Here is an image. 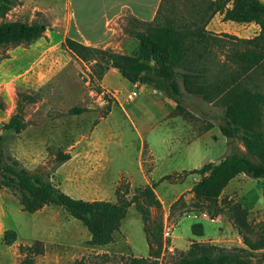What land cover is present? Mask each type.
<instances>
[{
    "label": "rangeland",
    "instance_id": "1",
    "mask_svg": "<svg viewBox=\"0 0 264 264\" xmlns=\"http://www.w3.org/2000/svg\"><path fill=\"white\" fill-rule=\"evenodd\" d=\"M66 3L67 0H19L4 19L47 26L43 37L33 44L8 45L0 49V101L4 104L0 109V136L7 138L6 153L31 171L41 169L56 186L65 184V188H61L63 192L68 190L81 197L76 199L86 201L115 202L127 191L126 198L131 199L137 188L147 185L149 172L157 166L158 171L154 174L157 181L150 180V184H156L163 208L160 212L153 211V218L162 217L164 237L169 242L160 264H174L180 252L188 250L193 241L229 249L246 248L230 217V206L236 203L248 210L249 222L255 230L251 237L258 239L264 227V179H254L246 174L233 179L219 199L224 213L212 222L195 207L190 189L192 174L186 177L183 172L173 173L180 163H184L188 171L198 167L199 161L206 156L222 160L230 154L240 153L254 161L259 160V154L250 150L242 137V128L229 113L232 104L242 101L245 89L259 86L264 92V68L245 74L234 60L243 45L232 36L252 39L256 37V27L226 22L222 18H218L214 26L208 24L206 31L212 38L194 44V51L186 55L184 66L178 72L182 105L177 107L173 117L161 120L164 104L156 101L150 90L136 88L121 74L115 73L109 74L108 81L118 92L107 90L97 76L105 66V60L93 56L96 61L86 62L68 49L66 40L70 33L63 14ZM207 7L206 0H162L155 23L170 19L179 25L201 24V19L209 14ZM97 61L99 63L95 65ZM184 72L199 74L193 81L197 84L195 88L203 89L204 94L186 91ZM100 90L109 93L106 99ZM133 91L140 92L134 100L129 98ZM159 93L162 94L159 98H168L163 92ZM26 94L38 96L37 102L24 105L27 128L20 134L4 130V124L17 110L21 95ZM74 108L85 111L70 114ZM262 117L261 131L264 132V109ZM221 127L231 133L229 137L222 135ZM212 129L217 139L208 137L205 145L198 135ZM177 136H186V141L181 139L180 144H173L171 140L163 142L165 138ZM193 139L195 143L189 146ZM98 142L106 145L111 179L104 177L103 181L92 183L86 181L87 175H82L80 178H85V182L80 183L69 175L67 167L64 173L59 171L64 165L57 162L59 152L69 154L71 145ZM146 142L153 147V156L149 154ZM161 172H167L166 176L169 174L170 178L161 180L164 177H159ZM86 174H90V170ZM184 187L185 191H181ZM197 222L204 225V236L200 238L192 233V225ZM9 229L18 235V243L12 246L3 241L4 232ZM86 232L89 234L88 229L64 208L50 205L40 214L27 213L17 195L8 189H0V264H19L24 258L19 253V246L41 240L45 234L53 240L44 241L46 253L36 258L37 264H76L80 261L84 264H127L130 257L149 255L144 222L135 205L129 207L109 253L86 249L85 245H89L85 242ZM263 252L253 253L252 264H264Z\"/></svg>",
    "mask_w": 264,
    "mask_h": 264
},
{
    "label": "trees",
    "instance_id": "2",
    "mask_svg": "<svg viewBox=\"0 0 264 264\" xmlns=\"http://www.w3.org/2000/svg\"><path fill=\"white\" fill-rule=\"evenodd\" d=\"M18 1L0 0V49L8 45L33 44L41 39L47 30L46 25L38 22L5 21L7 14L17 6ZM206 1L209 14L207 18L201 19V24L193 22L190 26L179 25L170 19H165L163 23L145 24L143 31H130V34L139 41L138 50L132 56L115 53L110 49L88 47L72 38H67L66 45L83 61H96L93 56H101L105 60V66L97 73L99 81L103 80L111 68H115L129 82L150 85L157 92H163L176 103L177 107H180L182 91L177 79L178 72L184 66L186 55L194 51V44L212 38L206 27L218 13L224 16L223 20L226 22L259 25L260 32L252 39L232 36L235 41L243 45L242 50L234 55V60L245 74L264 68V3L261 0ZM98 63L97 61L95 65ZM182 77L186 91L204 94L203 89L195 88L197 84L193 81L198 79L199 74L184 72ZM99 93H102V90ZM106 97L104 96L105 99ZM205 99H208L207 96ZM37 101L36 94L21 95L17 110L4 124V130L16 134L23 132L28 126L24 116V105ZM3 107L4 104L0 101V109ZM263 109L264 92L259 86L255 89H245L242 101L229 107V113L233 121L242 128V137L250 150L259 154L258 161L240 153H233L219 162L206 163L199 169L182 173L186 176L192 174L201 177L192 188L195 207L200 212L208 213L212 219L224 213L219 199L233 179L241 174L254 179H264V132L261 131ZM84 111L81 108H74L70 114L78 115ZM220 130L225 137L231 134L226 128L221 127ZM6 142L7 138L0 136V189H8L17 195L23 211L35 213L50 205L62 207L88 229L91 235L88 241L90 246H105L115 242V233L120 230L129 207L135 205L144 222L149 255L130 257L127 264H160L169 242L164 237L162 217L153 218V211L160 212L163 208L156 193V184L137 188L131 199L126 198L129 194L127 191L125 196L119 195L115 202L74 199L53 184L50 177L41 169L31 171L19 160L7 154ZM56 159L58 164L62 165L69 161L71 156L59 152ZM170 176H164L161 180ZM248 216V210L241 203L230 206L231 221L246 248L229 249L193 241L188 250L180 252L179 259L174 264H252L253 253L264 251V227L258 239H252L255 230ZM192 233L196 237H203V223H194ZM17 239L16 231L9 229L4 232L3 241L7 246L15 244ZM19 253L24 257L19 264H37L36 258L46 253V244L44 241L35 240L30 245H20ZM76 264L84 263L80 261Z\"/></svg>",
    "mask_w": 264,
    "mask_h": 264
},
{
    "label": "crops",
    "instance_id": "3",
    "mask_svg": "<svg viewBox=\"0 0 264 264\" xmlns=\"http://www.w3.org/2000/svg\"><path fill=\"white\" fill-rule=\"evenodd\" d=\"M261 1L264 3V0H261ZM161 3H162V0H67L66 6L64 7L63 14H65L66 20L68 22V32L70 33L69 38L77 40L88 47L98 48V49L99 48L111 49L115 53L132 56L138 50L139 41L136 39L135 36L130 34V31H133V30L143 31L145 24L155 23L157 19V14L161 7ZM223 17L224 16L219 13L216 14L215 17H213V19L210 21L209 27L212 25L214 26L216 20L218 18L223 19ZM239 25H243L247 27L255 26L257 29L256 36L260 32L259 25L255 23L239 24ZM110 73L120 74L117 69L111 68L104 76L102 80V84H103V87L106 88L107 90L115 91L109 85L108 76ZM133 85L136 88L144 87L145 90L146 89L150 90L151 91L150 94L153 96H156V99H155L156 101L157 100L162 101V103L164 104V107H162V110H161V120H166V119L173 117L172 114L177 109V105L174 101L168 98H164V99L159 98L158 96L162 94L154 90L150 85H143L141 83H137ZM138 96H140V92H138V95L136 97ZM117 98L119 100V104L122 107L123 104L120 98L119 97ZM134 99L135 98H133L132 100ZM126 114L128 115L127 112ZM151 127L153 128V126ZM137 131H138V134L143 139V134L141 133V131L139 129H137ZM193 132L195 133V131ZM208 137H213L217 139V136L213 133V129L198 135V138L203 143H205V145L208 144L207 142H205L206 138ZM93 138L94 137L92 133L91 139ZM181 139L186 141V136L184 137L177 136V137H173L172 139L165 138L163 142L166 143L168 142V140H171L173 144L174 143L180 144ZM194 139L191 143L187 141L189 143V146L195 143ZM147 145L149 146L148 147L149 154L153 156V147H151L146 142V146ZM68 149H69L68 153L70 154L71 159L67 161L66 163H64L61 170L59 171L64 173L65 172L64 168L67 167V170H70L69 175L72 178L76 177L77 182H80V183L85 182V178L84 179L80 178V176L82 175H87L86 181L92 182V183L96 181H103L104 177H106L107 180L111 179L110 172H109L110 171L109 158L105 152L106 145H104L102 142H98L94 144L93 143L75 144V145H71ZM144 149H145V145H144ZM206 160L208 161L207 163L220 161L219 159L215 160L212 157L206 156V157H203L199 161L198 167L190 168L189 171L193 169L201 168L203 165H205ZM142 167H143V164H142ZM157 168L158 167L155 166V168H153V170L149 172L150 179L147 180L148 181L147 185H151L150 180L157 181L156 178L154 179V174L158 171ZM186 168L187 167L184 165V163H180L179 168L176 169L173 173L181 174L182 172L186 170L188 171V169ZM88 170H90V174H86ZM166 175H167V172H161L159 177L166 176ZM192 176H193V180L191 183H193V185L190 188L191 191L194 185L201 179V177L198 175H192ZM186 177H185V181H186ZM60 188L62 189L65 188V184L60 185ZM185 189L186 187H184V189L181 191H185ZM66 192L69 193L71 197L72 196L75 197L74 199L81 198V197L75 196L68 190ZM159 199L161 200L160 197ZM46 208L47 206L37 211L38 214L44 212ZM50 232H53V230H51ZM41 238H42L41 240L45 242H49V241L51 242V240H53L51 236L50 235L47 236V234H45V237H41ZM90 239H91V235L90 233L89 234L87 233V238L85 242L89 241ZM115 240H116V234H115ZM114 244L115 243H111L105 246H90V245H85V244H82V245H85L86 249H90L92 252L109 253L110 247H113Z\"/></svg>",
    "mask_w": 264,
    "mask_h": 264
},
{
    "label": "built area",
    "instance_id": "4",
    "mask_svg": "<svg viewBox=\"0 0 264 264\" xmlns=\"http://www.w3.org/2000/svg\"><path fill=\"white\" fill-rule=\"evenodd\" d=\"M103 96H106L108 95L109 93L108 92H104L102 91L101 93ZM138 95V92L137 91H133L131 93H129V98L133 99L135 98L136 96ZM202 213V216L203 217H209L210 221L214 222V219L210 218L209 214L208 213H205V212H201ZM166 239V238H165Z\"/></svg>",
    "mask_w": 264,
    "mask_h": 264
}]
</instances>
